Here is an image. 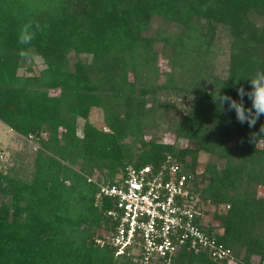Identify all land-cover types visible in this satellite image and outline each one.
<instances>
[{"label":"trees","instance_id":"16d2710c","mask_svg":"<svg viewBox=\"0 0 264 264\" xmlns=\"http://www.w3.org/2000/svg\"><path fill=\"white\" fill-rule=\"evenodd\" d=\"M158 19L165 26L150 34ZM29 22L43 31L22 46ZM218 28L228 38L224 77L213 69ZM70 53L90 61L69 65ZM33 57L40 73L18 74ZM257 69L264 0H0V122L37 142L29 178L0 170V264H138L95 243L116 223L98 184L126 165L169 162L185 177L195 224L230 252L213 260L182 247L172 264H264V115L250 128L213 100L218 90L239 100ZM91 107L103 128L87 120ZM166 111L174 140L145 139ZM199 153L210 157L200 168Z\"/></svg>","mask_w":264,"mask_h":264},{"label":"built area","instance_id":"2783aa9c","mask_svg":"<svg viewBox=\"0 0 264 264\" xmlns=\"http://www.w3.org/2000/svg\"><path fill=\"white\" fill-rule=\"evenodd\" d=\"M177 170L170 162L157 171L149 165H126L115 182L99 183L96 196L112 201L105 213L116 223L103 237H95V243L108 244L116 255L129 256L138 264H172L182 247L206 250L213 260H230L229 249L195 224L199 213L186 199L185 177Z\"/></svg>","mask_w":264,"mask_h":264},{"label":"rangeland","instance_id":"374dc122","mask_svg":"<svg viewBox=\"0 0 264 264\" xmlns=\"http://www.w3.org/2000/svg\"><path fill=\"white\" fill-rule=\"evenodd\" d=\"M161 19L155 20L152 25V29L150 30L153 32L155 29H160L162 26H165L161 23ZM169 31H172V26L166 25ZM228 38L224 32L223 29L218 28L216 30L215 40H214V48L216 49V56L213 59V69L214 72L224 77L225 70L227 66V58H228ZM160 42L156 41L155 47H160ZM80 59L81 61L88 63L90 61V55L88 54H79L76 55L74 53H70L67 56V60L69 65H71L76 59ZM43 63L38 57L28 58L25 60V62L22 64L21 67L17 69L18 74H39L40 70L43 67ZM27 67L30 68V70H27ZM159 69L164 70L165 69V63L163 61L160 62ZM162 114L159 125L152 130L149 129L148 134L145 136V139H148L150 135H154L156 140L169 143L174 140L173 135L168 132L167 125H168V119L171 117L170 113L166 111ZM87 120L94 126L103 128V113L102 110L98 107H91L89 109L88 118ZM164 120V122H163ZM77 134L80 135L81 129L80 126L82 124V119L77 120ZM157 122V121H156ZM150 133V134H149ZM35 148H37V142L30 138V137H23L20 135L15 134L12 130L7 128L6 125L0 122V151L3 153L2 157L0 158V170L2 172H10L15 173L18 176L22 178H29L30 172L32 170V164L34 159V153ZM136 151V150H134ZM198 166L203 165L204 162L210 159L209 155L205 153H199L198 154ZM98 174L94 175L96 178ZM92 179V178H91ZM260 192H263V189H259ZM264 193V192H263ZM203 208H207V206H203ZM210 207L209 209L204 213L205 216L209 217V214L211 213Z\"/></svg>","mask_w":264,"mask_h":264},{"label":"clouds","instance_id":"9594fccd","mask_svg":"<svg viewBox=\"0 0 264 264\" xmlns=\"http://www.w3.org/2000/svg\"><path fill=\"white\" fill-rule=\"evenodd\" d=\"M42 31L43 27L39 22L35 24L32 22L26 23L20 29L18 43L22 46L31 45L37 33ZM19 55L21 57H27V49L22 48ZM246 79L248 80L250 88L245 89L241 86L236 89L239 100L233 99L226 94H221L219 90L213 100L217 104L220 112L234 111L237 121L242 125L246 123L251 128L264 115V70L257 69L254 74ZM245 97L251 102L250 107L245 105ZM225 104L227 105L226 109L224 107ZM261 132H264V127H261Z\"/></svg>","mask_w":264,"mask_h":264}]
</instances>
